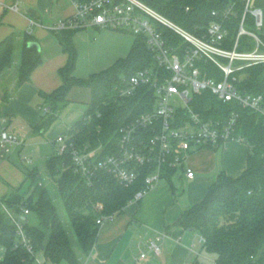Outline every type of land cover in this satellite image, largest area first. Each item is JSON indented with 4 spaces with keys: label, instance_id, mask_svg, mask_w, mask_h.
Listing matches in <instances>:
<instances>
[{
    "label": "trees",
    "instance_id": "obj_1",
    "mask_svg": "<svg viewBox=\"0 0 264 264\" xmlns=\"http://www.w3.org/2000/svg\"><path fill=\"white\" fill-rule=\"evenodd\" d=\"M145 1L180 26L196 31L199 25L206 26L213 20H221L212 11L226 7L232 0ZM186 5L191 6L189 12L185 11ZM236 10V14L224 21L229 29V47L234 43L244 13L242 2L237 4ZM246 23L249 28H254V18L249 12ZM78 29L56 31L68 54L67 64L60 69L64 81L51 93L41 92L49 110L42 113L33 131L44 133L69 104L70 90L74 86H87L91 89V101L84 115L62 134L76 148L98 150L104 156L118 151L119 129L125 122L154 107L156 96L146 87L133 96L122 98L119 94L124 78L154 64V52L148 46L147 37L138 35L127 56L119 58L103 71L79 78L73 73L77 60L74 35ZM162 30L170 44L179 46V50L184 49L186 44L181 35L165 26ZM35 40L32 33L23 32L19 35L12 33L0 42V76L13 69L19 49V63L15 68L18 73L17 86L29 80L32 71L42 62L41 50L29 44ZM252 46L253 43L249 48ZM199 62L201 68L208 70L211 76L220 77L221 70L214 63ZM238 75L237 83L241 89L264 93V63L247 67ZM4 97L8 98L7 91ZM193 100L194 109L207 117L224 118L232 111L239 113L237 133L249 145L248 162L238 176L222 172L205 197L185 210L177 222L185 229L200 233L205 239L203 245L206 251L215 256L216 264H264L263 117L235 100L222 101L210 89L196 94ZM173 173L169 170L165 177L169 178ZM46 174L57 183V195L64 204L83 253L92 249L99 234L97 218L100 213L96 211L95 204H104L103 214L124 211L135 193L144 186L141 179L133 186L124 187L107 173L90 184L74 171L70 150L50 155L46 160ZM25 209L37 215L38 224L29 220ZM15 220L23 225L26 243L32 247L31 250L23 242ZM0 244L5 248L0 264H35L39 252L53 262L66 260L70 264H81L68 227L38 167L27 168L23 184L0 198Z\"/></svg>",
    "mask_w": 264,
    "mask_h": 264
},
{
    "label": "built area",
    "instance_id": "obj_2",
    "mask_svg": "<svg viewBox=\"0 0 264 264\" xmlns=\"http://www.w3.org/2000/svg\"><path fill=\"white\" fill-rule=\"evenodd\" d=\"M73 2L77 7L76 13L58 22L55 26L57 31L97 26L131 32L136 36L145 35L155 58L153 65L141 68L124 78L119 89L120 96L125 98L136 95L141 88L146 87L154 92L156 102L151 110L141 112L120 127L117 152L101 156L98 150L76 148L67 141L64 134L57 137L59 145L56 152L63 154L70 150L74 171L86 182L92 184L103 173L112 176L124 187L133 186L142 179L143 188L130 200V203L140 202L161 180L166 179L165 174L169 170H183L188 178H194L195 170L186 164L192 150L205 146H221L230 141H245L237 133L238 112L232 111L224 118H214L194 109L195 95L207 89L224 102L235 100L243 107L257 112L263 117L264 123V93L243 90L237 83L238 72L264 63V38L260 34L263 13L260 8L252 6V0H232L226 7L214 9L212 14L221 17V20H213L206 26L199 25L196 31H190L175 23L145 0ZM239 2L244 5V13L234 43L229 47V29L224 21L236 14ZM190 10L191 6L186 5L185 11ZM248 12L254 18L253 29L246 23ZM152 21L156 22L155 26ZM164 26L184 38L186 46L183 50L168 42L163 35ZM244 37L248 39L244 40ZM251 43L254 46L249 48ZM201 60L218 66L221 70L220 77L211 76L208 70L202 69L199 62ZM41 109L42 113L49 110L47 105H43ZM7 123L8 118L2 116L0 157H5L15 146L23 144L17 134L8 130ZM22 160L25 164H31L34 158L22 154ZM94 207L100 213L97 218L100 225L116 214L101 213L104 209L101 202ZM25 213H30L29 209H25ZM15 221L23 242L31 250L32 247L26 243L27 236L23 225ZM200 241L204 243L205 239L201 237ZM150 246L156 254L161 253L162 248L155 241Z\"/></svg>",
    "mask_w": 264,
    "mask_h": 264
},
{
    "label": "crops",
    "instance_id": "obj_3",
    "mask_svg": "<svg viewBox=\"0 0 264 264\" xmlns=\"http://www.w3.org/2000/svg\"><path fill=\"white\" fill-rule=\"evenodd\" d=\"M252 6L262 10L260 34L264 36V0H252ZM2 10L5 14L0 19V42L12 33L30 32L41 44L42 62L32 71L29 80L17 86V78L5 90L4 79L11 70L0 76V117L8 118V130L23 141L16 146L22 159L26 140L34 132L33 126L41 119V107L45 105L41 92L51 93L64 81L60 69L67 64L68 54L56 35L55 26L74 15L77 7L73 0H0V13ZM86 30L94 34V38L96 35L116 37L118 34L117 30L97 26ZM70 92L69 103L73 101ZM59 135L51 140L55 147L53 153L59 145L56 141ZM248 154L249 145L240 140L192 150L186 164L195 170V177L188 178L183 170L176 171L171 177L161 180L140 202L130 203L124 211L106 220L100 225L97 241L88 253L76 249L81 264H204L200 261L206 249L200 241V233L180 226L178 218L205 197L222 172L240 175L247 166ZM6 157L9 154L1 158ZM8 167L9 164L2 161L0 172L5 174L4 169ZM178 174L179 181L175 184L173 178ZM13 186L19 187L15 184L9 187L0 181V198L10 194ZM152 241L161 246L160 254L151 248ZM144 253L146 255L142 256ZM212 260L216 262L214 255ZM35 264L70 263L66 260L53 262L43 254Z\"/></svg>",
    "mask_w": 264,
    "mask_h": 264
},
{
    "label": "rangeland",
    "instance_id": "obj_4",
    "mask_svg": "<svg viewBox=\"0 0 264 264\" xmlns=\"http://www.w3.org/2000/svg\"><path fill=\"white\" fill-rule=\"evenodd\" d=\"M4 14L5 12L2 10L0 13V19ZM152 22L155 26L156 22ZM117 32L118 34L116 37L110 35H103L100 37L96 35V38H94V34L89 33L86 28H80L75 32L74 45L77 52V60L73 73L76 77L87 78L92 73L100 72L109 68L116 63L119 58L125 57L129 54L137 36L131 32ZM247 39V37H244V40ZM19 55V52H16V60L13 69L4 79L5 90L14 84L16 81L15 79H17L18 73L15 68L18 67ZM70 97L73 101L66 106L58 120L48 127L44 133L31 132V135L28 136L24 154L33 156V163L25 164L19 156L18 148L16 146L9 154V157H6L5 159L0 157V166H2V161L9 164V167L4 169L6 175L2 174V171L0 172V181H3L5 185L9 187L13 184L19 186L26 177L27 168L38 167L45 178V183L50 189L54 201L58 205V210L62 219L68 227L75 249L80 251L76 236L70 226L67 211L65 210L62 200L57 195V183L46 174V160L52 155L55 149L51 140L68 129L77 119H80L82 115H84L83 113L87 107V103H90L91 101V90L87 86H74L70 92ZM178 176L179 174L174 176L173 183H178ZM12 188L18 187L13 186ZM3 206L5 207L6 205ZM28 217L33 223H39L35 213H28ZM4 251L5 248L0 244V258L2 254H4ZM212 256L211 253L203 251L200 262L204 264H216V262L212 260ZM42 257L43 254L39 252L36 256V261L39 262Z\"/></svg>",
    "mask_w": 264,
    "mask_h": 264
},
{
    "label": "water",
    "instance_id": "obj_5",
    "mask_svg": "<svg viewBox=\"0 0 264 264\" xmlns=\"http://www.w3.org/2000/svg\"><path fill=\"white\" fill-rule=\"evenodd\" d=\"M30 45L36 46L39 50H41V44L39 41L35 40V41H31L29 43ZM25 218V217H24Z\"/></svg>",
    "mask_w": 264,
    "mask_h": 264
}]
</instances>
